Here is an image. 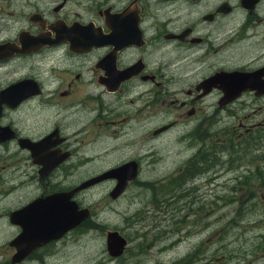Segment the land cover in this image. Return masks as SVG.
Instances as JSON below:
<instances>
[{
	"label": "flooded vegetation",
	"instance_id": "af4514ba",
	"mask_svg": "<svg viewBox=\"0 0 264 264\" xmlns=\"http://www.w3.org/2000/svg\"><path fill=\"white\" fill-rule=\"evenodd\" d=\"M179 125L181 166L149 183L187 187L159 199L167 219L192 208L194 189L220 185L246 189L256 211L264 201V0H0V127L9 134L0 147L12 146L26 167L15 187L1 175L9 187L0 199L23 193L0 211V264H75L67 254L94 215L79 197L115 187L117 178L103 175L111 169L134 162L141 173L145 157L154 166L151 147L116 160ZM129 247L113 256L106 245L107 264Z\"/></svg>",
	"mask_w": 264,
	"mask_h": 264
},
{
	"label": "rangeland",
	"instance_id": "374dc122",
	"mask_svg": "<svg viewBox=\"0 0 264 264\" xmlns=\"http://www.w3.org/2000/svg\"><path fill=\"white\" fill-rule=\"evenodd\" d=\"M206 128L210 129V133L215 132L209 126ZM183 133L184 126L174 127L154 141L153 146L144 141L140 147H135L132 152L131 149L126 150L116 160L131 157L139 149L143 153L150 147V156L158 155L160 158L153 166L151 158L145 157L146 163L141 173H138V183L130 184L117 195L119 198L116 201H113L111 193L115 187L110 182L82 193L79 199L84 204H91L94 209L93 226L77 230L73 251L71 246L67 254L71 262L75 260V264H90L98 256L108 260V253L103 252L106 232L118 231L128 240L130 247L123 258L110 264H193L197 251L202 256V262L195 264H264V201L256 211L250 210V205L246 204L248 197L244 188L231 185L196 188L189 196L194 202L192 208L183 211L178 219H167L169 212L164 213L166 203L159 199L168 195L178 197L187 187L174 185L153 189L149 183L155 180L163 183L167 174H172L170 171L181 166L180 161L186 153L185 145L179 141ZM11 148L0 147V180L2 175L14 186L21 180L26 167L23 161H18L21 155L14 156L7 151ZM17 161L21 162L18 166ZM74 175L76 179L82 180L84 169L76 170ZM27 180L23 179L21 184ZM1 186L9 187L4 179L0 182ZM6 192L0 189V198ZM22 193L21 190H15L11 197L0 199V211L5 212L9 207L17 205V198ZM153 197L158 200L157 212L152 209ZM196 209L200 210L197 216L193 214ZM0 239H4V236H0ZM178 240L181 242L179 246L173 244L169 247Z\"/></svg>",
	"mask_w": 264,
	"mask_h": 264
},
{
	"label": "water",
	"instance_id": "95a60500",
	"mask_svg": "<svg viewBox=\"0 0 264 264\" xmlns=\"http://www.w3.org/2000/svg\"><path fill=\"white\" fill-rule=\"evenodd\" d=\"M218 77V76H217ZM217 77H212V78H210V79H208L207 81H205L204 83H203V85H211L212 84V82L217 78ZM242 87H244L245 85L244 84H240ZM240 85H237V92H240V91H242V90H244V88H242V87H240ZM236 91V90H235ZM165 129V127H162L159 131H162V130H164ZM9 137V134L7 133V127H0V141H3V140H5V139H7ZM22 142H26V140H22ZM24 144V143H23ZM39 145V143H34V145ZM130 163H134V162H130ZM130 163H127V164H125V165H128V164H130ZM135 165H136V163H134ZM125 165H122V166H120V167H118V168H121V167H123V166H125ZM118 168H115V169H118ZM132 171H136V166H135V169L133 170V168L131 167L130 168V171H129V173H127L125 176H123L122 177V181H121V184L119 185V187H115L116 189L114 190V194H112V195H114V197L113 198H115V197H117V195L119 194V193H121L123 190H124V188H125V186H126V182H125V178H127V176H129L130 174H131V172ZM121 175V173H117V172H115V170L114 169H111L110 171H107L105 174H104V177H107V176H110V177H119ZM86 184H83V185H81L79 188H77V190L78 189H80V188H82V187H84ZM113 192V191H112ZM111 192V193H112ZM57 196V195H56ZM59 198V197H58ZM62 211V210H61ZM61 211H59V212H61ZM88 210L87 209H84V210H77V214H76V216L72 219V225L74 224V223H77V222H79L80 221V219H81V215L83 214V213H85V212H87ZM61 215H62V213H61ZM67 215H69V213L68 214H66L65 213V216L67 217ZM62 217V216H61ZM126 245V242H125V240L124 239H122L119 235H118V233L117 232H109L108 233V248H109V250L110 249H112V248H123L124 246ZM264 253V252H263Z\"/></svg>",
	"mask_w": 264,
	"mask_h": 264
},
{
	"label": "bare ground",
	"instance_id": "6f19581e",
	"mask_svg": "<svg viewBox=\"0 0 264 264\" xmlns=\"http://www.w3.org/2000/svg\"><path fill=\"white\" fill-rule=\"evenodd\" d=\"M7 89H5V91H6ZM226 90H227V88H226ZM228 92H230V90H227ZM165 127V129L164 130H167V129H169L170 127L167 125V126H164ZM37 145V144H36ZM35 145V146H36ZM33 146V145H32ZM45 146V145H44ZM43 146V147H44ZM34 147V146H33ZM32 148V147H31ZM39 149H40V147H39ZM45 149V148H44ZM54 159V158H53ZM127 164V163H126ZM135 164L134 163H130V164H128V165H125V166H123V167H121V168H118V169H114L115 170V172H117V173H121V175L119 176V177H116L117 178V180H118V183H117V185L115 186L116 188L117 187H119V185L121 184V181H122V177L123 176H125L127 173H129V171H130V168L132 167L133 168V170L135 169ZM120 167V166H119ZM105 174V173H104ZM103 174V175H104ZM108 177H110V176H108ZM138 179V172H137V170L136 171H132L131 172V174L129 175V176H127V178H125L126 180H125V182H126V184H127V182L128 181H132V180H134V179ZM90 181L92 182V181H95V180H92V179H90ZM90 182V183H91ZM127 186V185H126ZM126 186H125V188H126ZM116 188H114L113 189V192H112V194H114V190L116 189ZM125 188H124V190H125ZM123 190V191H124ZM122 191V192H123ZM120 194V193H119ZM118 194V195H119ZM62 196V195H61ZM113 197H114V195H113ZM24 209H22V210H20L17 214L15 213L14 215H17V216H19L20 215V213L23 211ZM82 220V219H81ZM78 223V222H77ZM109 232H117L118 233V235L122 238V239H124L125 240V242H126V244H127V240H126V238L123 236V235H121L118 231H108L107 232V235H106V245H107V247H108V233ZM180 241H181V238H180ZM123 249L124 248H112V249H110L109 250V248H108V250H109V253L111 254V255H113V256H117L118 254H120V253H122V251H123ZM102 250V249H101ZM97 256V255H96ZM98 262H100L101 264H107V261L104 259V257L103 256H98L97 257V259L95 258V260L94 261H92V263L91 264H97Z\"/></svg>",
	"mask_w": 264,
	"mask_h": 264
}]
</instances>
